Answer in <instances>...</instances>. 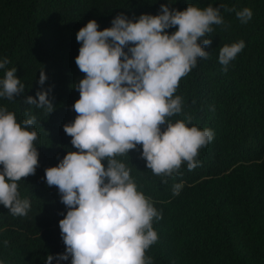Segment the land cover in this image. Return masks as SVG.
<instances>
[{
  "label": "trees",
  "instance_id": "obj_1",
  "mask_svg": "<svg viewBox=\"0 0 264 264\" xmlns=\"http://www.w3.org/2000/svg\"><path fill=\"white\" fill-rule=\"evenodd\" d=\"M162 4L181 11L189 4L247 7L253 16L245 24L236 11L221 9L225 23L214 25L207 37L212 40L205 46L209 57L198 60L175 93L182 97V112L170 119L191 116L189 127L214 132L199 151V166L190 171L185 163L178 174L162 178L147 168L142 145L116 157L162 217L153 221L158 239L146 256L152 264H264V0H0V60L10 61L0 69V79L17 68L25 86L13 100L0 98V108L13 112L21 124L36 117L29 130L37 132L39 152L35 175L18 182L20 199L30 202L27 215L13 216L0 205V264H47L48 255L66 251L59 221L68 209L44 177L69 151H78L64 131L77 116L76 86L85 75L75 63L78 31L93 19L102 31L121 13L129 19L158 15ZM240 41L244 49L224 71L220 48ZM43 69L47 80L41 86ZM41 90L49 92L51 114L25 103ZM102 163L107 167V160ZM175 184L182 185L178 195ZM59 264H71V257Z\"/></svg>",
  "mask_w": 264,
  "mask_h": 264
},
{
  "label": "clouds",
  "instance_id": "obj_2",
  "mask_svg": "<svg viewBox=\"0 0 264 264\" xmlns=\"http://www.w3.org/2000/svg\"><path fill=\"white\" fill-rule=\"evenodd\" d=\"M221 9L236 11L223 4H189L183 11L162 4L158 15L129 19L121 13L102 31L95 19L78 31L81 47L75 63L85 75L76 86L77 116L64 125L78 151H69L44 177L49 187L58 188L68 209L59 221L66 251L48 255L47 264L69 257L71 264H152L146 252L158 239L153 221L161 214L116 157L142 145L147 168L162 178L178 174L185 163L190 171L199 166V151L214 139L213 130L189 127L191 116L175 122L170 118L182 112V97L175 95L181 79L199 59L209 57L205 46L212 40L207 37L214 25L225 23ZM236 16L246 24L253 12L246 7ZM171 28L176 31L169 33ZM244 47L240 41L220 48L224 71ZM9 63L0 60V69ZM16 72L7 70L0 79V98L13 100L25 92ZM46 80L43 69L38 82L43 86ZM25 103L50 114L55 110L47 90ZM35 123V116L18 123L13 112L0 108V205L13 216H26L30 209V202L20 199L18 182L39 167L38 135L29 130ZM181 187L175 184L173 194Z\"/></svg>",
  "mask_w": 264,
  "mask_h": 264
}]
</instances>
